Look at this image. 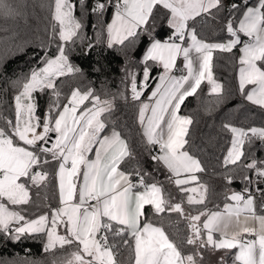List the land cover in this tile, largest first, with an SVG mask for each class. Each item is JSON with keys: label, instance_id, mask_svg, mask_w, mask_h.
<instances>
[{"label": "snow or ice", "instance_id": "6c2138e0", "mask_svg": "<svg viewBox=\"0 0 264 264\" xmlns=\"http://www.w3.org/2000/svg\"><path fill=\"white\" fill-rule=\"evenodd\" d=\"M79 3L83 15L86 0ZM76 7L72 0H54L51 35L58 37L56 50L49 51L51 41L40 45V66L15 82L19 86L14 96L15 119H5L0 126V234L13 241L43 234L46 253L74 246L61 264H121L109 234L120 238L128 249L130 264H204V249L235 250L232 264H264V214H258L255 197L248 189L225 193V200L232 203L226 202L222 211L186 213L182 202H172L161 185L146 183L138 171L134 182L133 173L122 170L132 151L114 125L108 130L106 114L114 110L112 99H102L93 89L76 88L65 103L60 102L57 80L81 72L66 50L69 44L86 39ZM109 8L113 15L105 26L108 48L133 43L143 32L150 34V22L164 10L171 32L163 42L153 38L144 56L139 85L136 75L129 73L131 99L139 101L149 87L152 65L148 62L161 67L162 74L148 98L151 103L139 106L141 134L147 145L158 146L159 154L152 159L167 169L178 191L187 194V204L204 205L208 186L197 175L204 168L186 148L193 118L180 114L181 106L205 81L209 95L221 96L223 85L212 71L213 54L238 49L239 91L251 104L264 109V0L253 6L248 0L229 6L222 29L227 33L226 42H207L189 25L201 16L215 18L216 12L225 8L224 0H95L91 11L102 17ZM21 16L14 0H0V17ZM100 36L97 33V42ZM91 47L89 43L88 49ZM181 57L183 68L177 69ZM177 70L182 74L175 75ZM45 91H51L55 99L41 117L34 94ZM223 127L231 133L223 159L226 167L241 161L246 142L252 138L264 141V128L244 129L227 123ZM53 161L58 165L59 207L28 219L16 209L31 202L32 187L47 186L49 173L44 168ZM243 167L264 180V161L252 159ZM243 178L252 183L248 175ZM225 180L231 184L233 177L226 175ZM146 206L156 217L176 213L186 220L184 238L178 243L162 224L148 219ZM184 245L190 248L185 251ZM221 264H225L223 257Z\"/></svg>", "mask_w": 264, "mask_h": 264}, {"label": "trees", "instance_id": "16d2710c", "mask_svg": "<svg viewBox=\"0 0 264 264\" xmlns=\"http://www.w3.org/2000/svg\"><path fill=\"white\" fill-rule=\"evenodd\" d=\"M224 0L225 7L233 3H242V0ZM20 6L23 16L20 18L4 19L0 17V126H4L5 119H15L14 96L18 91L16 81L22 80L31 69L38 67V61L43 55L40 45H48L51 41L50 52H55L58 37L52 38L51 5L54 0H14ZM77 5L75 15L81 19L84 28L83 34L86 39L83 43L79 40L75 44H69L66 48L71 63L81 69L80 73L70 74L57 80V89L61 93L60 102L65 103L73 89L81 91L93 89L95 94L102 99H112L114 110L106 114L109 119L108 130L113 125L127 140L132 151V157L121 165L122 170L133 173L135 182L139 177L135 172L144 176L146 183H157L164 189V194L172 202H182L186 213L196 214L199 210L222 211L224 204L231 201L225 200V193H244L248 189L251 194L256 195L255 203L257 212L261 211L260 203L264 199L263 180L258 178L255 172L243 167L252 159L264 161V141L252 138L251 142L244 145L245 156L237 165L224 166L223 159L230 147L231 133L223 127L230 124L235 127L249 129L251 127L264 128V109L251 104L241 95L238 87V49L232 53L214 52L213 74L214 78L223 85L221 96L209 95V85L205 81L197 94L188 97L181 106L182 115L193 118L186 137L187 150L198 158L204 171L198 173L200 182L208 186L207 200L204 205H189L185 193L178 191L169 179L170 174L164 166L152 159L157 155V146L146 144L141 128L138 124V111L148 88L155 77L161 72V68L152 61L149 87L143 90L139 101L131 99V77L129 73L136 75L137 84L143 81L144 63L141 57L135 59L133 53L143 37L148 42L155 39L167 40L171 30L167 26L165 15L157 14L154 21L150 22L151 33L143 32L133 43L126 42L125 45H117L108 48L105 43V26L109 21L113 10L109 8L104 15L98 16L91 9L95 0H86L85 10L81 15L79 0H72ZM257 0H248L249 6H253ZM26 5V7H25ZM215 12V10H213ZM228 10L216 12L215 18L201 16L195 21H189V25L195 28L199 38L207 42H225L227 33L223 26L228 18ZM239 16V13L235 14ZM97 33H101L100 41L97 42ZM92 47L89 50L88 44ZM146 44V45H147ZM146 47V46H145ZM239 47V46H238ZM38 103L37 114L41 117L48 111L49 104L55 97L51 91L34 94ZM53 135V142L55 134ZM50 146V145H48ZM92 156V154H91ZM57 163L51 162L45 165L44 170L49 173L46 187L31 188V202L28 205L19 206L20 211L28 219H33L41 214L49 213L51 209L58 207V196L56 187ZM233 177L232 183L228 184L225 176ZM248 175L252 183L243 177ZM238 184L235 189L233 184ZM195 186V185H191ZM148 219L154 224L163 225L170 236L179 243L187 234V221L178 217L176 213H164L156 217L146 206ZM203 219V218H202ZM63 233V228L59 230ZM43 234L22 237L19 241H13L0 234V264H57L68 257L74 246H65L64 249H54L50 252L44 251ZM109 242L117 245L118 260L121 264H130V252L121 244L120 238L109 234ZM185 251L190 246L184 245ZM204 264L211 263L213 250L204 249ZM232 252H222L225 264H232ZM217 264H221V258Z\"/></svg>", "mask_w": 264, "mask_h": 264}, {"label": "crops", "instance_id": "0c3cea01", "mask_svg": "<svg viewBox=\"0 0 264 264\" xmlns=\"http://www.w3.org/2000/svg\"><path fill=\"white\" fill-rule=\"evenodd\" d=\"M112 15H113V12L111 13V16H110V18H109V21H108V23H110L111 22V18H112ZM106 40H107V36H106V30H105V43H106ZM152 41L153 40H151V41H149V43L146 45V47H145V49H144V51H143V53H142V55H141V62L142 63H144V56L146 55V53H147V50H148V48L151 46V43H152ZM162 42H163V40H161ZM226 42V41H225ZM107 45V44H106ZM239 52H238V58H239ZM161 68V67H160ZM183 68V59H182V57L180 58V59H178V61H177V69H182ZM162 68H161V72L155 77V79L153 80V82H152V84H151V86L148 88V90H147V92H146V95H145V97H144V102L145 103H151V101H149V96L151 95V92L155 89V86H156V84L158 83V79H159V76L162 74ZM175 75H181L182 73L179 71V70H177V71H175V73H174ZM132 94V93H131ZM158 147V146H157ZM159 149V148H158ZM158 154H159V152H158ZM157 154V155H158ZM91 158H94V153L92 154V156H91ZM57 168H58V165H57ZM165 168V167H164ZM166 169V168H165ZM167 170V169H166ZM56 172H57V169H56ZM169 173V172H168ZM170 174V173H169ZM181 178H183V176L181 177ZM56 187H57V196H58V203H59V190H58V180H57V176H56ZM230 203H232V202H230ZM58 207H59V204H58ZM259 214V213H258ZM42 215V214H41ZM38 217V216H37ZM37 217H35V218H37ZM35 218H33V219H35ZM225 250H219V251H213V255H217V254H219L220 255V257H221V253L222 252H224ZM232 258H233V256H232ZM218 257L215 259V260H217V262H218Z\"/></svg>", "mask_w": 264, "mask_h": 264}, {"label": "water", "instance_id": "95a60500", "mask_svg": "<svg viewBox=\"0 0 264 264\" xmlns=\"http://www.w3.org/2000/svg\"><path fill=\"white\" fill-rule=\"evenodd\" d=\"M148 42L147 37H143L142 40L140 41V43L138 44V47L136 48L135 52L133 53V56L135 59H139L145 49V46ZM53 137V135H52ZM263 184H264V180H263ZM233 187L235 189H239V185L238 184H233Z\"/></svg>", "mask_w": 264, "mask_h": 264}, {"label": "rangeland", "instance_id": "374dc122", "mask_svg": "<svg viewBox=\"0 0 264 264\" xmlns=\"http://www.w3.org/2000/svg\"><path fill=\"white\" fill-rule=\"evenodd\" d=\"M217 257H218L219 259L221 258L219 254H217V255H213V253L211 254V257H210V258H211V263H212V264H217V260H215ZM219 259H218V260H219Z\"/></svg>", "mask_w": 264, "mask_h": 264}, {"label": "built area", "instance_id": "2783aa9c", "mask_svg": "<svg viewBox=\"0 0 264 264\" xmlns=\"http://www.w3.org/2000/svg\"><path fill=\"white\" fill-rule=\"evenodd\" d=\"M226 3H227V7H228V3H229V1L228 0H226ZM227 7H225V10H228V8ZM139 85V84H138ZM253 196L254 197H256V195H254L253 194ZM262 206H264V199L261 201V203H260V207H262ZM264 213V212H263Z\"/></svg>", "mask_w": 264, "mask_h": 264}]
</instances>
